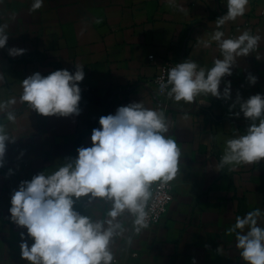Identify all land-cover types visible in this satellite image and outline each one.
Here are the masks:
<instances>
[{
	"label": "crops",
	"instance_id": "obj_1",
	"mask_svg": "<svg viewBox=\"0 0 264 264\" xmlns=\"http://www.w3.org/2000/svg\"><path fill=\"white\" fill-rule=\"evenodd\" d=\"M32 3L0 0V25H8L9 36L0 49V101L15 98L9 110L17 117L12 123L0 113V123L16 139L6 142L0 168V264H29L21 258L20 233L29 247L34 241L26 228L11 221L9 212L20 182L42 171L50 174L66 158H75L77 148L91 146L92 130L101 127V116L133 102L164 110L169 135L177 140L182 156L180 171L170 182L173 198L159 223L136 235L131 219L122 218L128 231L112 245L116 264H245L235 234L228 235L227 229L237 216L257 208L264 212V159L234 170L217 165L226 140L244 135L250 123L243 113L235 115L239 105L230 111L237 92L244 100L264 95V0H249L244 16L219 29L224 38H235L244 30L261 37L257 49L237 57L232 75L222 78L220 91L224 81H230L231 98L200 96L197 101L203 104L192 105L175 103L166 94L157 96L153 78L163 61L192 59L211 68L215 59H222L218 44L212 41L204 47V41L217 30L215 21L227 13V0H44L39 10L30 12ZM13 47L26 52L12 57L8 49ZM75 65H82L85 73L79 83V116L44 117L20 102L23 79L36 72L74 73ZM249 74L257 77L255 85L248 83ZM87 203L81 198L74 208L82 215L104 218L109 205L99 201L88 209ZM128 236L131 245L126 243Z\"/></svg>",
	"mask_w": 264,
	"mask_h": 264
},
{
	"label": "clouds",
	"instance_id": "obj_2",
	"mask_svg": "<svg viewBox=\"0 0 264 264\" xmlns=\"http://www.w3.org/2000/svg\"><path fill=\"white\" fill-rule=\"evenodd\" d=\"M44 0H33L30 12L43 6ZM227 13L215 21L216 28L210 40L218 44L221 58L211 68L200 67L187 59L169 68L158 78L160 94L175 103L192 105L197 97L231 98V82L222 78L232 75L237 57H247L258 47L261 37L244 30L235 38H224L219 30L226 22L245 15L249 0H227ZM171 6L183 7L172 4ZM100 21H97L99 23ZM8 25H0V49L6 47ZM21 48H10L12 57L23 55ZM259 60V57H256ZM74 73L56 70L47 76L36 72L22 80L21 103L31 111L50 117L79 116L81 88L85 78L82 65H75ZM250 85L257 77H246ZM3 80V75H0ZM15 98L0 101V113L12 123L16 114L9 110ZM203 104V102H198ZM239 105V112L250 121L245 134L226 140L223 155L217 168L258 165L264 159V95L255 94L242 99L237 92L230 111ZM98 129H93L91 146L77 148L75 158H66L55 171H42L30 181H21L11 195L10 219L20 228L27 229L31 247L20 233L21 258L29 264H116L112 245L116 238L128 231L122 218L131 219V231L140 234L149 228L150 201L154 189L158 190L173 181L180 171L182 150L177 140L169 135V122L164 110L146 108L142 102L129 103L117 108L115 114L101 116ZM0 123V168L5 164L6 142H15ZM9 175L13 174L9 169ZM87 198V208L97 202L109 205L104 218L94 219L93 214L82 215L74 205ZM264 212L257 208L245 216H237L227 229L235 234L236 248L245 264H264ZM131 245L132 237H126ZM195 264V261H193Z\"/></svg>",
	"mask_w": 264,
	"mask_h": 264
},
{
	"label": "built area",
	"instance_id": "obj_3",
	"mask_svg": "<svg viewBox=\"0 0 264 264\" xmlns=\"http://www.w3.org/2000/svg\"><path fill=\"white\" fill-rule=\"evenodd\" d=\"M261 14H262V17H264V9H262ZM148 58L149 60H153L154 55L149 54ZM175 64H177V62L168 60V61H163L158 66V72L153 78V84L156 87L157 96H162L166 94V93L160 94L159 84L157 83L158 78L161 76H164L166 80L167 70L175 66ZM172 198H173L172 187H171L170 182L163 188H160L158 190L154 189L153 200L150 201V205H149L150 208H153V211L150 213L149 227L158 224L161 218L164 217V215L167 212L168 205L171 202Z\"/></svg>",
	"mask_w": 264,
	"mask_h": 264
}]
</instances>
